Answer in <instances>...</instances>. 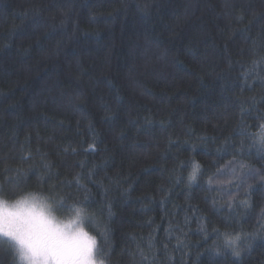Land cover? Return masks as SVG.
Listing matches in <instances>:
<instances>
[{"label":"trees","instance_id":"16d2710c","mask_svg":"<svg viewBox=\"0 0 264 264\" xmlns=\"http://www.w3.org/2000/svg\"><path fill=\"white\" fill-rule=\"evenodd\" d=\"M28 191L105 264H264V0H0V198Z\"/></svg>","mask_w":264,"mask_h":264},{"label":"clouds","instance_id":"9594fccd","mask_svg":"<svg viewBox=\"0 0 264 264\" xmlns=\"http://www.w3.org/2000/svg\"><path fill=\"white\" fill-rule=\"evenodd\" d=\"M61 206L37 191L0 198V231L13 237L17 264H105L88 228L89 210L72 204L61 214Z\"/></svg>","mask_w":264,"mask_h":264},{"label":"snow or ice","instance_id":"6c2138e0","mask_svg":"<svg viewBox=\"0 0 264 264\" xmlns=\"http://www.w3.org/2000/svg\"><path fill=\"white\" fill-rule=\"evenodd\" d=\"M240 134H241V135H244V132L242 131ZM197 167H198V166H197ZM197 167H194L193 173H192V175L189 177V179H190L191 181H195V180H196V170H197ZM245 203H246V202H245ZM0 237L8 238L9 240H12V239H13V237L11 236V234H6V233H3L2 231H0ZM254 238H255V237H254ZM94 243H95V241H93V244H94ZM235 255H236L237 257H239V256H240V252H236Z\"/></svg>","mask_w":264,"mask_h":264}]
</instances>
